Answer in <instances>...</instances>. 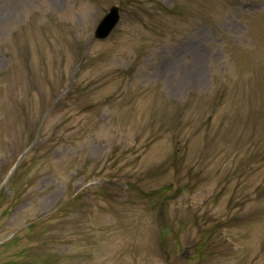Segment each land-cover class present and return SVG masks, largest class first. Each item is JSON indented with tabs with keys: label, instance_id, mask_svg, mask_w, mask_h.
Instances as JSON below:
<instances>
[{
	"label": "rangeland",
	"instance_id": "374dc122",
	"mask_svg": "<svg viewBox=\"0 0 264 264\" xmlns=\"http://www.w3.org/2000/svg\"><path fill=\"white\" fill-rule=\"evenodd\" d=\"M0 264H264V0H0Z\"/></svg>",
	"mask_w": 264,
	"mask_h": 264
},
{
	"label": "water",
	"instance_id": "95a60500",
	"mask_svg": "<svg viewBox=\"0 0 264 264\" xmlns=\"http://www.w3.org/2000/svg\"><path fill=\"white\" fill-rule=\"evenodd\" d=\"M120 14L118 5L114 4L110 7L109 12H107L97 24L94 35L98 38H105L109 35L113 27L119 21Z\"/></svg>",
	"mask_w": 264,
	"mask_h": 264
}]
</instances>
